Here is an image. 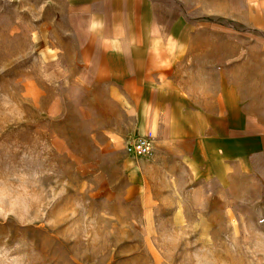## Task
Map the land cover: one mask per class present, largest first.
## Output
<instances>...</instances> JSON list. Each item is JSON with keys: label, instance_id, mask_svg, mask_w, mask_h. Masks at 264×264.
I'll return each mask as SVG.
<instances>
[{"label": "rangeland", "instance_id": "374dc122", "mask_svg": "<svg viewBox=\"0 0 264 264\" xmlns=\"http://www.w3.org/2000/svg\"><path fill=\"white\" fill-rule=\"evenodd\" d=\"M241 96L264 0H0V264H264V150L201 140Z\"/></svg>", "mask_w": 264, "mask_h": 264}, {"label": "crops", "instance_id": "0c3cea01", "mask_svg": "<svg viewBox=\"0 0 264 264\" xmlns=\"http://www.w3.org/2000/svg\"><path fill=\"white\" fill-rule=\"evenodd\" d=\"M260 72H252L254 76ZM245 75V72H242ZM254 86L257 83V79L253 78ZM256 91V88L254 89ZM257 97H248V101L256 102ZM250 104V103H249ZM246 108V98L241 96V114L239 113V126L237 128H233L229 124L230 113L225 112L222 113L220 119L222 120L223 127L221 129H217L214 126H210L209 122V114L205 112L202 117L206 118L207 123L205 127L202 129L203 135L201 140H203V144L208 146H220L223 150L229 151V149H239L241 147V158H244L248 155L256 154L257 152H261L264 150V120L261 116V113L257 111L256 105L251 106L248 105ZM246 109V110H245ZM195 116H199L198 111L196 110ZM217 117V116H216ZM212 118V114H211ZM213 119V118H212ZM237 135H235V134ZM195 136L197 137V129L195 131ZM241 142V146L239 143Z\"/></svg>", "mask_w": 264, "mask_h": 264}, {"label": "built area", "instance_id": "2783aa9c", "mask_svg": "<svg viewBox=\"0 0 264 264\" xmlns=\"http://www.w3.org/2000/svg\"><path fill=\"white\" fill-rule=\"evenodd\" d=\"M127 149L136 157H147L151 153L152 141L148 137L139 136L128 143Z\"/></svg>", "mask_w": 264, "mask_h": 264}]
</instances>
